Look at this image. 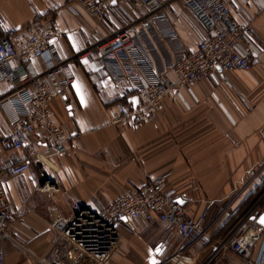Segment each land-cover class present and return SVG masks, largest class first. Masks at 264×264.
Wrapping results in <instances>:
<instances>
[{"label":"crops","instance_id":"1","mask_svg":"<svg viewBox=\"0 0 264 264\" xmlns=\"http://www.w3.org/2000/svg\"><path fill=\"white\" fill-rule=\"evenodd\" d=\"M225 1L234 23L250 24L255 52L250 71L226 73V83L215 73L192 87L182 86L178 96L163 100L156 123L116 127L110 123L113 103H132L133 93L102 83L106 71L100 61L78 55L123 27L125 20L117 9L98 23L75 0H0V37L5 29H22L35 15L55 18L64 30H78L73 41L65 37L56 41L58 53L71 61L75 76L64 97L51 104L53 121L69 135L67 151L59 155L40 150L25 173L2 179L12 207L22 203L28 207L23 223L13 225L4 264H37L33 257L45 256L55 240L49 222L58 214L70 215L74 202L97 212L160 177L176 193L186 217L197 219L207 211L204 235H196L186 251L196 264H241L220 243L232 233L246 198L264 179V0ZM170 18L179 43L156 39L168 28L162 23H155L149 37L139 36L136 42L159 74L174 78L164 72L165 66L195 50L204 31L178 3L171 6ZM152 42L155 50L149 52ZM34 64L43 70L41 61ZM5 90L0 83V91ZM10 130L0 110V136ZM11 155L25 158L22 152L0 147V167ZM44 180L58 192L52 196L35 192ZM260 211L264 213V205ZM165 230L157 221L122 224L119 247L107 264H161L165 254L181 243L175 233L167 237ZM67 252L58 246L52 255L67 263Z\"/></svg>","mask_w":264,"mask_h":264},{"label":"built area","instance_id":"2","mask_svg":"<svg viewBox=\"0 0 264 264\" xmlns=\"http://www.w3.org/2000/svg\"><path fill=\"white\" fill-rule=\"evenodd\" d=\"M98 23L104 22L112 8L124 18L125 24L96 42L79 57L91 55L106 71L102 83L117 85L133 93L135 101L113 103L111 125L140 127L154 124L163 110V100L178 96L182 86L192 87L209 75L231 72L248 73L255 58L250 24H236L230 19L225 0H75ZM186 7L200 23L204 34L195 50L164 68L174 78L159 74L139 49L136 39L147 35L155 23L168 28L155 36L158 41L180 42L179 34L170 18L173 4ZM264 11V9H263ZM77 29L64 30L53 17L35 15L22 29H5L0 37V110L10 125V132L0 136V147L9 153L22 152L25 158L14 155L0 167V264H4V248L12 240L15 223H23L28 207L22 203L13 208L2 184L4 177H16L29 169L30 161L41 151L59 155L68 149L69 135L51 117V104L63 98L64 91L75 80L70 60L58 53L56 41L65 37L74 40ZM153 43V42H152ZM155 50L154 43L149 52ZM41 61L43 70L35 67ZM33 138V142L29 141ZM41 150V151H40ZM35 192L50 196L58 188L44 180ZM262 198L244 213L232 233L221 242L222 248L236 256L241 264H264V232L257 221L261 217ZM204 211L197 219L186 217L176 193L169 189L165 178L148 181L129 191L107 207L94 212L80 202H74L70 215L58 214L49 227L55 232L54 243L43 257H33L37 264H107L120 244L122 224L133 221L160 222L165 234L175 233L181 243L172 253H166L161 264H196L186 251L196 239L204 235ZM68 250L67 263L52 255L55 247Z\"/></svg>","mask_w":264,"mask_h":264},{"label":"trees","instance_id":"3","mask_svg":"<svg viewBox=\"0 0 264 264\" xmlns=\"http://www.w3.org/2000/svg\"><path fill=\"white\" fill-rule=\"evenodd\" d=\"M264 195V179L262 183L256 187L254 192H252L247 198L245 202V209L243 210V214L246 213L248 210H250L257 202L262 198ZM264 205V202L260 207Z\"/></svg>","mask_w":264,"mask_h":264},{"label":"water","instance_id":"4","mask_svg":"<svg viewBox=\"0 0 264 264\" xmlns=\"http://www.w3.org/2000/svg\"><path fill=\"white\" fill-rule=\"evenodd\" d=\"M257 223L260 226H263L264 227V214L261 215V217L259 218V220L257 221Z\"/></svg>","mask_w":264,"mask_h":264},{"label":"rangeland","instance_id":"5","mask_svg":"<svg viewBox=\"0 0 264 264\" xmlns=\"http://www.w3.org/2000/svg\"><path fill=\"white\" fill-rule=\"evenodd\" d=\"M83 63H84V64H82V65H83V66H86V65H85L86 63H85V62H83ZM258 201H259V200H258Z\"/></svg>","mask_w":264,"mask_h":264}]
</instances>
